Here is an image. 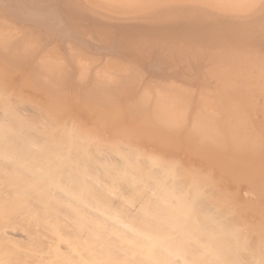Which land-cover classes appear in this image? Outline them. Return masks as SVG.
Listing matches in <instances>:
<instances>
[{
  "label": "bare ground",
  "instance_id": "1",
  "mask_svg": "<svg viewBox=\"0 0 264 264\" xmlns=\"http://www.w3.org/2000/svg\"><path fill=\"white\" fill-rule=\"evenodd\" d=\"M0 264H264V0H0Z\"/></svg>",
  "mask_w": 264,
  "mask_h": 264
},
{
  "label": "rangeland",
  "instance_id": "2",
  "mask_svg": "<svg viewBox=\"0 0 264 264\" xmlns=\"http://www.w3.org/2000/svg\"><path fill=\"white\" fill-rule=\"evenodd\" d=\"M195 11H196V10H195ZM106 12H107V11H106ZM115 13H116V12H115ZM198 13L201 14L200 12H196V14H195V12H194V13H192V12H187V13H185L184 15L191 16L192 14H193V15H197ZM113 14H114V13H113ZM121 14H122V15H121ZM174 14H175V13H174ZM189 14H190V15H189ZM206 14H207V13H205L204 15H206ZM116 15L118 16V13H116ZM126 15L129 16L128 14H123V13L120 12V17H121V16H123V17L125 16V17H126ZM213 15H215V16H213ZM117 16H116V17H117ZM166 16H173V15H172V14H167ZM206 16H207V17H210L211 15L208 13ZM212 16H213V17H217V16H220V15H216V13H212ZM204 17H205V16H204ZM158 19H160V18H158ZM160 21L163 22V21H162V18H161ZM210 22H211V21H210ZM40 29H42V28H40ZM40 31H41V30H40ZM43 31H47V30L44 29ZM49 34H50V32H49ZM47 38H48V37H47ZM47 38H45V39H47ZM53 38H56V37L53 36ZM53 38H51V39H47L48 42H47V41L44 42L45 39H44L43 41H40V40H38V42H37V40H35V41L37 42V44H39V41H40V44H41V42H43L42 44H43V45L46 44L47 46L49 45V44H47V43H49V42H50V43L53 42L52 46H53L54 48H52V47H51V48H52V50H54V49H55V46H54V45L56 44V40L53 41ZM56 39H58L57 41H58L59 43L56 45V48L58 47V49H57V50H54V53L58 54V53H59L58 50H60V49H64V46H65L64 51H65V50H69V49H70L69 51H71V52L73 51L72 53H69L70 56H72V57H76V56H77V57H81V56H82V57H83L84 52H85L86 49H84L83 47H81L80 45H78L77 42L75 43V41H74L73 39H72V40L69 39L70 42H69V41H66L67 39L64 40V42H69V43H67V44L63 42L65 45L60 41L59 38H56ZM71 41H74L73 44H70V43H72ZM107 42H108V41H107ZM35 44H36V43H35ZM35 44H34V45H35ZM37 44L35 45L34 49H36V46H39V45H37ZM68 44H69V47H67ZM74 44H76V45H74ZM43 45H42V46H43ZM46 45L43 46V49L45 48ZM77 45H78V46H77ZM42 46H41V48H42ZM47 46H46V47H47ZM71 46H72V48H70ZM48 47H49V46H48ZM73 47H74V48H73ZM79 47H80V48H79ZM37 48H40V47H37ZM49 48H50V47H49ZM77 48H78V50H77ZM73 49H75L76 51H80V52H76V51L73 50ZM83 49H84V51H83ZM41 50H42V49H41ZM50 50H51V49H50ZM185 50H186V49H183L182 51H179V52H172V54H171V52L169 53V54H171L173 57H172L171 59L169 58L168 60H170L169 62L172 63L174 66H176L175 68L172 67V66H169L168 63H167L165 60H163V64H164L165 66L163 67L162 71H158V72H156L157 75L160 76V77L157 76L158 79L160 78V79H159V82H163V83H165V82L167 81L166 83H168V84H170V85H171V84L174 85L175 82H176L175 84H177V82H179V81H178L179 79L177 80V78H176L177 75H175V74L177 73V70H176V69H178V70H182V71H186L187 68H188V65L191 64V66L193 67V64H195V63L197 64L198 61H199V63H200V60H201V61L204 60L203 58H199V57H198L200 60L197 61L198 58L195 59V58H193L192 56L188 58L187 55H188V53H189L190 50H186V51H185ZM222 50H223V49H222ZM56 51H57V52H56ZM60 51H61V50H60ZM62 51H63V50H62ZM62 51H61V52H62ZM69 51H68V52H69ZM88 51H89V50H88ZM61 52H60V53H61ZM86 52H87V50H86ZM91 52H92V51H91ZM190 52H191V51H190ZM64 53H67V51H66V52H63V54H64ZM73 53H75V56H74ZM80 53H81V54L83 53V54H82V55H79ZM89 53H90V51H89ZM147 53H149V52H147ZM167 53H168V52H167ZM175 53H176V56H174ZM61 54H62V53H61ZM61 54H59V55H61ZM67 54H68V53H67ZM67 54H64V56H62V57H66V59L64 58V61L67 60V58H68V56H69V55L67 56ZM76 54H77V55H76ZM91 54H92V55H95L96 53L94 52V54H93V52H92ZM87 55H88V54H87ZM96 55H100V58L98 57L99 59H98L97 65L101 64L102 62H107L108 60H110V59H112L113 57H115L113 54H111V53H109V52H107V51H101L100 54H96ZM103 55H104V56H103ZM147 56H151V54H150V55H147ZM184 56H185V57H184ZM101 57H103V58H101ZM152 57H153V56H152ZM152 57H149L147 60H142V63H149L150 60H152ZM176 57H178V58H177V59H178V63H175V62H177ZM84 58H86V57L84 56ZM78 59H79V58H78ZM88 59H89V60L91 59L90 54H89V57H87V61H88ZM92 59H93V57H92ZM94 59H95V57H94ZM104 59H105V60H104ZM174 59H175V60H174ZM189 59H190V60L192 59L193 62H192V60L190 61ZM61 60H63V59H61ZM68 60H69V59H68ZM103 60H104V61H103ZM187 60H188V61H187ZM195 60H196V61H195ZM81 61H83L82 58H81L80 61L78 60L77 63H78V62H81ZM87 61H86V62H87ZM164 61H165V62H164ZM62 62H63V61H62ZM65 62H66V61H65ZM65 62H64V64H65L67 67H70V68H71V66H72L71 64H72L73 62L69 63V62L67 61V62L70 64L69 66H68V63H65ZM100 62H101V63H100ZM186 62H187V63H186ZM190 62H192L193 64L190 63ZM83 63H84V62H83ZM182 63H184V64H182ZM188 63H189V64H188ZM196 64H195V66H196ZM79 65L83 66L84 64L79 63ZM180 66H181V68H179ZM185 66H186V67H185ZM23 67H24V66H23ZM25 67H26V66H25ZM167 67H168L169 70L167 69ZM184 67H185V68H184ZM70 68H69V69H70ZM85 68H86V67H85ZM164 68H165V69H164ZM173 68H174V69H173ZM69 69H68V70H69ZM172 69H173V71L176 70V72L174 73V72L172 71ZM21 70H22V69L13 70L14 73H15L16 71H19V72H17V74L15 73L16 75H14V76H18L19 73L21 72ZM70 70H72V69H70ZM70 70H69V72H72V71H70ZM140 70H141V69H140ZM73 71H74V70H73ZM74 72H75V71H74ZM172 72H173L174 74H173ZM178 72H179V71H178ZM12 73H13V72H12ZM14 73H13V74H14ZM72 73H73V72H72ZM72 73H71V74H72ZM164 74H165V75H164ZM166 76H167V77H166ZM164 77H166V78L164 79ZM161 78H163V80H165V81L161 80ZM168 78H170L169 81H172L171 83H169V81L166 80V79H168ZM172 79H173V80H172ZM175 80H176V81H175ZM174 81H175V82H174ZM212 81H215V80H212ZM181 82H182V83H185V80H184V81L180 80L179 83H181ZM186 82H188V81H186ZM71 83H74L73 80H72ZM71 83H70V84H71ZM185 84H186V83H185ZM138 85H141V86H138ZM138 85L135 87V89H134V91H133L134 94H139V91H140L141 89L144 88L143 85H142V83H140V84H138ZM178 86H179V85H178ZM178 86H176V87H178ZM186 86H187V87H188V86L191 87V88H190L191 91L194 90V93H192L194 98H193V97H192V98L190 97L191 102H192V101H193L195 98H197V96L199 95V93H198V92L196 93V91H199V92H200V90H199L198 86H196V89H195V87H193V88H194V89H193L192 86H190L188 83L186 84ZM171 88H175V86H173V87H171ZM188 90H189V89H188ZM136 91H137V92H136ZM191 91H190V92H191ZM192 92H193V91H192ZM117 94H119L120 96H118V97H116V98H117L118 100H122V99H123V96H122V95H123V92H119V93H117ZM121 94H122V95H121ZM186 94H188V93L186 92ZM189 94H191V93H189ZM192 94H191V96H192ZM194 95H195V96H194ZM200 95H201V94H200ZM187 97L189 98L188 95H187ZM198 97H199V96H198ZM195 100H197L196 103L194 104L195 101H193L192 104H191L192 106H191V105L189 106V107H190L189 112L192 111L193 109L196 111V109H197L196 106L199 105L200 99L197 98V99H195ZM193 104H194V108L191 109V107H193ZM196 104H197V105H196ZM211 105H213V104H211ZM211 105H209V106H211ZM215 106H216V105H215ZM198 109H199V106H198ZM194 110H193V111H194ZM193 111L190 113L191 115L196 113V112L194 113ZM193 116H194V115H193ZM194 118H195V117H193L192 119H194ZM257 118H260V117L258 116Z\"/></svg>",
  "mask_w": 264,
  "mask_h": 264
}]
</instances>
